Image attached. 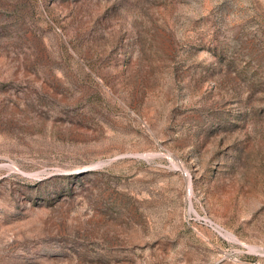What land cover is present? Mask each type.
I'll return each instance as SVG.
<instances>
[{
  "label": "rangeland",
  "instance_id": "rangeland-1",
  "mask_svg": "<svg viewBox=\"0 0 264 264\" xmlns=\"http://www.w3.org/2000/svg\"><path fill=\"white\" fill-rule=\"evenodd\" d=\"M0 264H264V0H0Z\"/></svg>",
  "mask_w": 264,
  "mask_h": 264
}]
</instances>
